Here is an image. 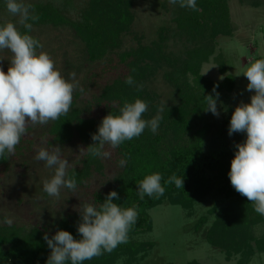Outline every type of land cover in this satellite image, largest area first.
Segmentation results:
<instances>
[{
  "label": "trees",
  "instance_id": "trees-1",
  "mask_svg": "<svg viewBox=\"0 0 264 264\" xmlns=\"http://www.w3.org/2000/svg\"><path fill=\"white\" fill-rule=\"evenodd\" d=\"M152 2H159L160 7L165 4L172 7L169 33L183 37L181 55L175 57L168 51V28L164 26L149 44L121 49V38L133 20L131 0H87L82 6H77L74 0L27 3L40 17L36 22L29 21L33 27L28 34L36 38L33 28L38 26L70 27L84 45L86 60L93 64L83 84L73 93L70 111L51 121L41 132L39 142L49 151L57 145L61 147V157L69 161L68 177L75 174L76 189L85 192L87 203L98 207L110 191H116L119 199H114V203L122 208L134 206L138 212L127 243L83 264H140L153 246L152 241L137 237L152 229L150 209L160 204L178 205L190 216L195 206L214 190L213 183H218L215 189L224 201L200 214L191 230L223 252L226 259L236 257L235 264H250L253 255L264 253V233L252 232L254 226H264V216L256 213L254 205L231 185L228 173L236 144H229L221 134L209 138L204 128L195 126L206 111L204 96L215 95L214 86L218 85L219 94L234 86L226 59L221 53L214 55L216 37L234 31L228 0H196L199 11L181 8L169 0ZM2 11H7L5 0H0ZM17 27L25 31L22 26ZM210 57L224 74L221 81L201 73V65ZM159 68L166 69L164 79L176 96V104L162 108L163 111L155 104V96L146 85ZM129 75L133 76L135 85L125 83ZM137 85H142V89L137 91ZM137 98L148 104L143 119L150 120L158 114L162 117L155 134L146 128L139 137L115 149L106 144L104 150L111 153L110 159L93 158L80 152L81 147L86 149L94 143L92 134L98 131L103 117L119 114L125 100L133 102ZM29 128L15 153L0 158V181L13 168L15 160L34 149L38 137H28ZM74 142L78 147L72 154L68 148ZM125 157L127 162L120 167L118 161ZM153 173L161 174L165 193L159 199L145 195L141 200L138 183ZM173 174L183 178V188L165 184ZM80 210L67 212L55 224H36L29 230L15 224H0V264H46L51 249L43 239L45 233L51 238L57 230H66L75 239H81L77 231ZM186 264L199 263L188 261Z\"/></svg>",
  "mask_w": 264,
  "mask_h": 264
},
{
  "label": "clouds",
  "instance_id": "clouds-1",
  "mask_svg": "<svg viewBox=\"0 0 264 264\" xmlns=\"http://www.w3.org/2000/svg\"><path fill=\"white\" fill-rule=\"evenodd\" d=\"M169 3L199 11L196 0H169ZM5 5L7 12L19 19L16 23H0V52L7 50L11 53L7 72L0 66V158L15 153L29 123L45 125L65 116L71 109L73 93L79 87L75 73H70L72 82L65 79L50 55L38 51L43 48L39 40L28 34L33 27L29 21L40 19L33 6L24 0H5ZM17 23L25 29L24 32L18 29ZM242 74L248 81L247 90L254 91V95L250 103L242 102L236 106L231 115L229 135L246 133V139L236 144L237 151L231 160L228 176L235 191L254 205L256 213L264 216V58L255 59ZM125 83L135 85L133 76L129 75ZM136 87L139 91L143 86ZM216 87L218 85L213 88L215 95L204 96V102L206 111L219 116ZM79 90L84 91L82 87ZM147 110L148 104L142 99L125 100L119 114L109 113L102 118L98 131L91 137L94 143L86 149L81 147L80 152L93 158L110 159L111 153L104 150L106 144L115 149L125 141L139 137L146 128L155 134L162 117L158 114L145 120L142 116ZM35 159L54 170L51 178L43 181V191L48 196L59 198L62 188L76 190L75 174L68 177L69 161L61 157L59 145L51 151L40 148ZM126 162L127 157L122 158L118 165L124 167ZM161 180L160 173L145 176L138 183L140 199L143 200L145 195L156 199L163 196L165 187ZM183 183V178L175 174L165 181L176 188H183ZM114 199H119L118 193L110 191L98 207L89 203L82 205L77 227L81 239H75L66 230H57L51 238L45 233L43 239L51 249L46 264H83L127 243L138 212L134 206L122 208L113 202ZM5 223L11 225L12 220Z\"/></svg>",
  "mask_w": 264,
  "mask_h": 264
},
{
  "label": "rangeland",
  "instance_id": "rangeland-1",
  "mask_svg": "<svg viewBox=\"0 0 264 264\" xmlns=\"http://www.w3.org/2000/svg\"><path fill=\"white\" fill-rule=\"evenodd\" d=\"M37 0H24L25 3ZM77 6H82L87 0H74ZM132 23L127 33L121 38V49H129L138 44H149L157 30L164 26L168 28V51L175 57L182 54L184 40L172 31V7H163L152 0H131ZM229 14L234 31L230 35L216 37L214 55L221 53L228 64V74L234 77V86L230 91L219 94L217 108L219 116L205 111L197 128H204L210 138L217 134L225 135L229 144H237L246 139V133H228L231 115L240 103H250L253 92L247 90L248 81L242 72L255 59L264 58V0H228ZM18 17L7 11L0 13V22L16 23ZM19 24L17 23V26ZM168 26V27H167ZM33 35L43 45L42 49L50 55L63 77L72 82L70 73H75V81L83 84L88 72L93 66L85 58L84 45L74 35L72 29L66 26H38L33 28ZM0 66L7 72L11 53L0 52ZM165 68H159L146 82L147 88L155 96V104L159 110L176 104L173 88L166 82L163 74ZM201 73L214 81H221L224 74L218 71L212 57L201 65ZM159 110L157 113H159ZM51 123L32 125L29 123L28 137H38L34 149L24 157L14 161L13 168L0 181V224L12 220L11 224L22 226L25 230L36 224H55L67 212H73L87 203L83 190L62 188L59 198L50 197L43 191V181L50 179L54 170L47 168L43 161L35 156L43 142H39L41 132ZM78 147L73 143L68 151L74 154ZM214 190L201 204L196 205L192 215L178 205L160 204L150 209L152 229L139 234V240L153 242L145 258L140 264H186L196 261L199 264H235L236 257L229 260L218 248L211 246L199 234L191 230L198 216L213 204L223 203L213 183ZM253 227V234L264 233V226ZM250 264H264V253L252 256Z\"/></svg>",
  "mask_w": 264,
  "mask_h": 264
}]
</instances>
